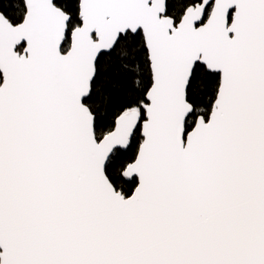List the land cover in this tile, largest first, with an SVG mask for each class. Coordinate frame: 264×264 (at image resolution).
Listing matches in <instances>:
<instances>
[{
  "label": "snow or ice",
  "instance_id": "1",
  "mask_svg": "<svg viewBox=\"0 0 264 264\" xmlns=\"http://www.w3.org/2000/svg\"><path fill=\"white\" fill-rule=\"evenodd\" d=\"M0 264H264V0H0Z\"/></svg>",
  "mask_w": 264,
  "mask_h": 264
}]
</instances>
